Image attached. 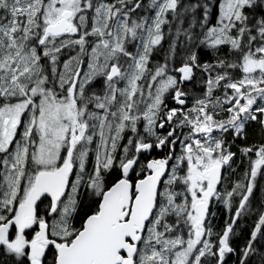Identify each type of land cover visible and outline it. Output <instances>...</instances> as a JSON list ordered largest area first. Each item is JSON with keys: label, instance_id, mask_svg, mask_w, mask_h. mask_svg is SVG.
Listing matches in <instances>:
<instances>
[{"label": "rangeland", "instance_id": "obj_1", "mask_svg": "<svg viewBox=\"0 0 264 264\" xmlns=\"http://www.w3.org/2000/svg\"><path fill=\"white\" fill-rule=\"evenodd\" d=\"M127 2L131 3L129 4L131 5L130 7L125 4ZM244 2V0H222L221 11L219 16L215 18V22L221 23L222 26L232 16H238L234 7ZM147 3L152 8L156 4L155 9L145 15L128 19L133 10L140 8L141 0H123L115 4L100 2L93 5L89 0H51L48 3L43 0H17V6L13 12L16 15H14L11 24L12 35L9 36V39L14 44L12 46H16L17 52L15 50L12 53L10 49H7L6 52L0 54V94L6 100L5 103L0 105V154L5 155L9 148L15 147L14 158L9 160L8 172L4 173L1 168L0 175H4L3 181H8L11 175L15 174L13 179L17 181V187L15 193L10 194L9 199L6 197L1 198L0 204L9 203L17 206L22 203L33 185L35 173L40 170L58 168L64 160L69 137L75 138L74 147L78 145V149L72 155V161L75 165L73 179L76 182L70 184L71 187L69 186L67 196L58 205V211L49 223L50 232L57 236L64 233L66 228H68L69 231L66 230L69 233L74 230V226H72L71 222L68 224V221L75 200L78 197L77 190L79 186L76 175L78 177L79 172H82L85 156L89 152L88 147L84 144L85 141L88 142L92 138V131L95 125L98 126L96 127L98 132L96 142L101 132H104V136L109 139L110 131H116L118 127L114 121L109 123L111 121L110 113H102L101 118L98 120H96L98 114L95 110L86 113L87 116L84 118L82 115L79 116L74 110L76 97L80 96L84 87L90 82L96 79H103L105 82V77L111 64L117 65L122 75L109 83L105 82L104 89L98 91L102 94L94 93L95 95L90 96L97 101L98 106H102V103L106 102L107 109L111 108V100H113L117 92L119 95H124L125 92L129 96H134L132 93L133 80L137 79L136 77L143 78L144 74L148 72L146 67L148 57L141 49L142 43L137 51L135 50V45L140 40L143 41L144 38H147L148 35L151 47L158 43L161 24L166 21L165 15L175 8L176 0H147ZM64 10L73 12V16L69 20L72 25V31L61 39L47 41L42 48V52L46 55L54 54L57 49L63 47H67L71 54L59 66H54L53 61H50V65H52L50 71L52 74L57 72L54 80L57 79L60 87L67 91L66 93L68 94L67 101H58L53 92L47 87L48 79L44 71H42L41 60L36 55V51L32 49L33 46L30 40L35 37L38 44L44 27L57 22ZM154 11L156 12L154 13ZM153 13L154 15L152 16ZM120 29L123 31L122 41L119 40ZM134 40L137 43H134ZM220 40V38H217L214 42L217 43ZM58 44L59 47L53 48V46ZM137 47L139 48V46ZM258 52L261 56H245L243 58L240 65L242 73L239 74V71H235V74L228 77L222 78L219 74L209 77L208 84L211 87L214 88L220 82H224L222 88L224 90L226 88L230 89L229 97L227 98L231 103L228 110L234 104H238L235 109V116H238V121L231 128L213 135L214 138L212 136L210 141L208 139L202 140L190 132L187 135L188 138L184 137L185 147L182 154L176 157L174 162L176 166L167 176L165 181V184L167 183L166 191L164 192V189L162 192L158 191V205L154 213V219L149 224L148 234L146 233L147 236L137 252V261L141 259V255H144L146 249L148 251V245L152 246V240L156 237L159 238V242L167 246L170 242L177 246L183 242V239L175 234L169 239H167V236L169 237L170 235L162 238L165 232L164 228L167 226L170 228L169 233L181 231L176 225L169 227L167 224L174 222L172 221V216L168 218L170 212L175 213L174 218L185 220L188 223L187 227L190 229L193 228L195 221L198 222L193 213V205L207 199L208 195H210L207 185H204L207 170L215 164L226 167L229 162L230 157L226 154L225 148H223L224 136L229 134V132L236 136L251 109L258 107L260 103L264 104V94L255 92L257 88L264 86V77L262 76L264 75V46ZM230 68L233 70L232 65ZM186 69L191 72L189 80L192 78V68L189 66L181 67L175 74H165L162 70L156 71L154 75L151 74L150 89H147L143 98L141 97L145 102L147 101L143 111L148 133H152L155 128L158 114L162 113L161 106L163 101L167 97L177 95L179 87L183 88V85L189 82L187 80L181 84V77ZM125 77L129 78V82L128 87L124 90L121 88V83ZM207 96L208 94L202 98L189 100L190 104L182 110L183 114L188 115V119L183 118L188 123V126L194 128L196 125L200 129L211 119L212 116L206 111L207 102L205 98ZM130 110H132V107L128 106L127 110L122 112V115L127 113V121L130 123L131 129H133L138 124L139 118L138 114L132 115ZM25 111L24 124L20 129V135L22 134L23 136L16 137L15 130L20 125V118ZM119 116V112L115 113V121H118ZM3 119H8L5 126L7 130L6 137L2 136L3 129H5L2 127ZM230 120L232 121L233 117ZM74 122L77 123L75 124ZM35 130L36 135L33 139H30L29 137ZM121 131L122 129H118L115 133L118 140L122 135ZM14 136L16 138L12 139ZM23 137L29 138L28 146L25 148L23 155L18 158L22 162L19 168H16L14 162H16V158L19 155L18 149L22 145V139L25 140ZM42 137L44 138L41 139ZM45 137L51 140L45 139ZM30 140H32V143L40 140L32 159L26 153L27 151L30 152L29 149H32ZM9 144L12 146L10 147ZM134 145L129 143L128 146L133 150L132 146ZM101 146L104 149L106 144L99 145L98 152L96 151L95 159L93 160L95 165L93 167L94 179L103 176L102 168L107 166L105 170L111 169L112 160L108 164L110 159L105 157ZM247 151L252 152L251 172L256 174L264 168V144L254 150L244 149L242 153L245 152L247 154ZM125 161L122 160L121 168L126 163ZM7 162L8 159L6 160L5 156L2 159L0 158L1 166L6 165ZM181 162L184 165L182 168ZM17 164L19 165L20 163L17 162ZM180 168L184 170L185 176H178L180 172L177 169L179 170ZM174 182H177L183 194L180 202L173 201L174 195L171 193L172 185L170 184ZM93 187H90L84 194L86 198L96 203L104 189V185ZM248 188H250V184H248ZM219 196L220 194L217 192L212 195V198L215 197L214 199L217 200ZM236 209L235 212L237 213L238 209L237 211ZM160 226L162 228L159 232ZM28 243L29 241H26L23 234L15 231L13 237L6 244V254L19 255ZM169 249L168 247L165 252L157 255V260L161 264H170V262L171 264H190L194 258L193 243L189 242L187 246H181V248L172 252ZM192 264H197V262Z\"/></svg>", "mask_w": 264, "mask_h": 264}, {"label": "trees", "instance_id": "obj_2", "mask_svg": "<svg viewBox=\"0 0 264 264\" xmlns=\"http://www.w3.org/2000/svg\"><path fill=\"white\" fill-rule=\"evenodd\" d=\"M43 1L48 3L51 0ZM89 1L93 5L100 2L104 4H115L123 0ZM244 1L245 2L241 5L238 4V6L234 7L238 16H232L228 19L226 24L221 26V23L215 22V18L219 16L221 11L222 0H176L175 8L165 15L166 21H164L160 27V40L155 46L151 47L149 35L138 43L134 40V43H137V45L134 44L136 46V51L140 49L142 43L141 49L148 57L146 62L147 71L152 75L159 70H162L165 74H175L176 71L183 66L192 68V78L183 85V89L189 96L190 101L202 98L204 95L208 94L205 98L207 102L206 111L212 116L211 119L215 124H226L228 122V106L231 102L227 97H229L230 89L226 88V90H224L222 88L224 82H220L214 88L211 87L208 84L209 77L214 74H219L222 78L228 77L229 75L235 74V71H239V74L242 73L240 65L243 58L245 56L256 57L260 55L258 51L264 46V31H262L264 29V0ZM125 4L129 5L131 3L127 2ZM155 5L154 8H152L147 3V0H141L140 8L133 10L128 16V19L142 16L153 11ZM16 6L17 0H0V54L6 52L7 49H10L12 53H14L15 50L17 52L16 46L13 47L12 45L14 44L9 39V36L12 35L11 24L14 15H16L13 14ZM130 6L131 5L128 7ZM156 11H154V13ZM119 33V40L122 41V29L119 30ZM149 33L151 34L150 31ZM217 38L221 40L216 43L214 40ZM35 40L36 38L32 37L30 43H32L31 45L33 48L35 47V50L40 51L38 58L41 60L42 71H44L48 79V89L53 92L58 101H67L68 94L60 87L57 79L54 80L57 72L52 74L50 71L52 67L50 61H53L54 66H59L65 62L71 55L68 48H59L54 54L46 55L42 52L44 45L37 47V40ZM137 46H139V48ZM55 47H59V44L53 46V48ZM231 65L233 70L230 68ZM262 76L264 77V75ZM91 96L89 94H80V96L76 97V104L74 106L75 113L83 117L84 113H90L92 110H95L98 114L96 120L101 118L102 113H110V120L118 125L116 131H110V138L115 140V144L118 145L121 152L119 153V157L122 158L124 149L129 145L128 140L131 129L129 126L130 123L127 121V113L122 115V112H125L124 110H127L128 106H131V114H138L140 111L139 104L141 97L137 95L129 96L125 92L124 95L116 94L113 100H111V108L107 109L106 102H103L102 106H98L97 101ZM5 102V98L0 94V105ZM174 106V103L168 102L167 98L164 100L161 108L162 119H164V114L167 110ZM117 112L120 113V116L118 121H115L114 116ZM263 118L264 104L260 103L258 107L251 109L238 136L231 139L232 143L229 151L232 153V159L223 177L224 182L221 184L222 195L217 202V210L220 208L221 204L224 206L226 198H229V200H226L228 201L227 204H232L233 207L229 212L226 208L223 209L221 214L222 217L231 220L234 215V210L236 208L239 210L236 214V221L233 224L229 238L231 253L225 256L222 264H239L249 243L250 246L244 257L245 259L242 260V264H264V168L256 174H253L251 172L252 152L247 151V154L242 155L238 148V146H245L248 150H254L256 147H260V145L264 144ZM96 127L98 126L95 125L92 131V138L84 143L85 146L88 147L89 152L87 156H85L82 172H79L78 177L76 175L79 186L77 190L78 197L75 200L68 221V224L70 222L72 223L74 230L69 233L68 228H66L68 231L65 229V232L60 236L51 233L52 238L56 242H66L72 239L73 236L80 231L84 219L95 212L98 202L93 203V200L86 198L84 192L89 190L90 187L94 186L93 188H95L96 185L98 187L104 185V188H106L114 182L119 174L121 176L122 160L113 159L112 156H109L107 159H110L108 164H110L112 160L111 169L105 170L107 166L102 168L101 172H103V176L100 178L95 176L96 179H94L93 167L95 165L93 164V160L95 159L96 151L98 152L100 145L99 140L96 142V137H98ZM118 129H122V135L119 140L115 135ZM99 137H102L101 133ZM226 139H228V137H226ZM107 146L108 153L111 155V151H113L116 146L114 144ZM14 148L15 147L9 148L5 155L0 154L1 159L3 156L6 157V160L8 159L6 165H0V169L2 168L4 173L8 172L9 160H13L14 158ZM77 149L78 145L74 147L73 154ZM178 151L179 150L175 149L176 156L179 154ZM23 153L24 151H19V155L16 158L17 160L14 162L16 168H19L21 165L22 161H20V159L18 160V158H20ZM17 162L20 164L18 165ZM139 172V174L142 173L141 170ZM13 175L15 174H12L8 181H3L4 175H0V199L3 197L9 199L10 194L13 192L15 193L17 181L13 179ZM142 176L143 174L139 177ZM73 182L76 181L73 179ZM248 184L251 185L250 188H248ZM170 185H172L171 193L174 195L173 201L180 202L183 198V194L177 182ZM166 188L167 183L164 184L161 192L163 189L165 192ZM248 189L249 194L245 196ZM244 196L246 197L245 202L240 206ZM15 208L16 204H0V224L13 216ZM48 209L49 204L37 205L36 210L38 219L23 232L27 242L34 236L38 222L46 219L44 215L47 213ZM170 216L174 218L175 213L170 212L168 218H170ZM175 222L178 221H174L173 223ZM161 228L160 226L159 232ZM168 232H164L162 238H165ZM13 235L14 231L12 230L9 240ZM161 252H165V248H163L162 242H159V238L156 237L152 240V246L148 251L146 249L144 253L146 256L143 254L141 255L142 257L139 260V264H161V262L157 260V255ZM10 259H14V261H10ZM54 261L55 251L52 247H48L42 264H54ZM0 264H27V244L19 255H7L5 244L0 251Z\"/></svg>", "mask_w": 264, "mask_h": 264}, {"label": "water", "instance_id": "obj_3", "mask_svg": "<svg viewBox=\"0 0 264 264\" xmlns=\"http://www.w3.org/2000/svg\"><path fill=\"white\" fill-rule=\"evenodd\" d=\"M71 10H65L61 18L44 28V34L60 36L70 32L72 27L69 19ZM119 69L111 66L107 75L112 79ZM189 76V70L183 74L182 80ZM264 92V88L257 90ZM183 94L175 96L174 100H181ZM176 106L183 107L181 100ZM73 146L67 150L62 164L55 170H41L34 179L33 186L27 193L23 203L17 205L13 217L0 224V251L9 238L14 227L22 232L28 228L36 216V205L43 194L50 196L52 204L49 214L57 210L60 201L68 190V176L73 171L71 163ZM167 159L149 160L146 164L147 174L136 181L134 196H131V183L126 179L129 172V163L123 166L121 179L112 184L102 195L98 204V212L87 216L81 230L70 243H58L48 237V224L38 225L34 239L28 246L29 264H41L45 255V246H52L56 252L55 264H133L132 256L136 252V245L141 239L145 224L150 220L156 206L158 188L167 172ZM207 177L212 187H217L221 177V167H213ZM208 204L200 202L194 205V212L200 218L206 217ZM229 229L225 232L226 239ZM222 240V242H223ZM126 254L124 260L121 253Z\"/></svg>", "mask_w": 264, "mask_h": 264}, {"label": "flooded vegetation", "instance_id": "obj_4", "mask_svg": "<svg viewBox=\"0 0 264 264\" xmlns=\"http://www.w3.org/2000/svg\"><path fill=\"white\" fill-rule=\"evenodd\" d=\"M66 35H69V34H64V35L56 36V37L55 36H51L49 34L45 35L44 34V29H43L42 32H41V39H40V42L38 43L37 47L42 46V45H46L47 41H50V40H53V39H57V40L61 39V38H63ZM27 44H29V43H27ZM32 49L35 50V47L32 48ZM35 51H36V55L40 54L39 50L38 51L35 50ZM112 65H115V64H111L110 66H112ZM119 70H120V68H119ZM120 71L112 79H108L107 75H106V77H105L106 81L105 82L109 83L110 81H112L115 78H117L120 75H122ZM136 78L137 79L133 80V86H132L133 92L132 93L134 95H137V96L143 98L145 96V94H146L147 89H150L151 74L149 72H146L144 74L143 78H138V77H136ZM105 82H104L103 79H96V80L90 82L89 84H87L84 87V89L82 90L81 94H89V95L102 94V93H99L98 91H101V90L104 89ZM128 82H129V78L125 77L122 80L121 88H123L125 90V88L128 87ZM181 84H183V80L181 81ZM119 93H121V92H119ZM116 94H118V92ZM179 94H183V97H181L180 99L184 102V106L185 107L188 106L189 105L188 95L186 94V92L184 91V89L182 87L181 88L179 87V89H178V95ZM142 98L140 99V104H139V109H140L139 113L140 114L138 113V118H139L138 119V124L135 125V128L130 129V134H129V140H128L129 143H133V145L136 143L134 146H132L133 150L131 148H129V146H127L124 149V153H123L122 158H120L119 157V153H121L120 149H119L118 145L115 144L116 142H115V140L113 138H109L108 139L107 136L106 137L104 136V132H101V136L102 137L98 138L100 145L106 144V146H107V145H110V144H114L116 146L114 148V150L111 151V155L108 153L109 151H107L108 149L106 147L103 149L102 146H101V148L103 150L102 152H103V154L105 155L106 158H108L109 156H112L113 159L126 160L125 164L129 163V172H128V175L126 176V179L128 181H130V183H131V196H132V198L134 196V185H135L136 181L141 179V178H143L147 174L146 164H147V162L149 160L167 159L168 157H170V160L168 161L167 172L164 175L163 179L161 180V183H160L159 188H158V191L159 190L161 191L162 187L165 184L167 176L173 170V168L176 166L175 163H174L175 159L177 157L175 155V149L179 150L178 151L179 152L178 156H179L180 154H182V151H183V149L185 147L184 137L188 138L187 135L192 133L195 136H198L199 138H201L202 140L208 139V141H210L211 140L210 138H212L213 135L218 134V133H220L223 130H226L228 128H231L238 121V116H235V109L237 108L238 104H234L233 107L229 110V119H228V122L226 124H222V123L215 124V122L212 119H210L208 121V123L205 124L204 127L200 128V129L196 125H195L194 128H192L191 126H188V123L185 120L181 119L180 116L177 117L175 122L169 124L168 122L163 121V119L161 117L162 113H160V114H158V119L156 121V125H155L154 130L152 131V133H148V130L146 128L147 125H146V121H145V117H144V111H143V109L146 106L147 101L145 102L144 99H142ZM173 98H174V96L167 97V101L168 102H172L174 104H175L176 101L177 102L181 101V100H174ZM141 101H142V104H141ZM163 103H164V101H163ZM28 107H29V105H28ZM161 108H162V106H161ZM134 115H136V114H134ZM25 116H26V111L21 116L20 125L18 126L17 130H15L16 131L15 132L16 133L15 134L16 137L23 136L22 134L20 135V129H21V126L24 124L23 122H24ZM86 116H87L86 113H84L83 118L86 117ZM232 117H233V120L231 121L230 118H232ZM73 118H74V115H73ZM7 121H8V119H3V121H2V127L5 128V129H3V135L2 136H5L6 133H7V130H6V127H5L7 125ZM110 122H112V121H109V123ZM176 125H178V126H176ZM215 125H217V126H215ZM37 133H38V131H37ZM238 134H236V136H233L232 132H229V134H227V135L224 134L225 136H224V142H223L224 147L223 148H225L226 154H228V156L230 157L229 158V162L227 163V166L225 167V166L220 165V164H215V165L211 166L207 170V172L205 174V178H204L205 183H204V185L205 184L207 185V188L209 189V193H210L211 196L208 195L207 199H204V200L199 201L197 203L206 202L208 204V210H207L206 217L204 219H200L195 214L194 205L197 204V203H195L193 205V213L196 216L198 222L195 221L193 223L194 225H193L192 229L188 228L187 227L188 223H186L185 220L184 221L181 220V218H173L172 221H178V222L167 223L169 225V227L171 225L172 226L176 225L177 228L181 230L180 232L173 233V231H172L171 233H169L168 231H170V228H168V226L164 228L165 232H168L166 234V236L170 235L169 237L167 236V239H169L170 237H173L172 235L175 234L177 236H180L183 239V242L179 246L173 244L172 242L168 243V246L162 244L163 247L166 248V249L169 247L170 248L169 251L172 252L174 250H177V249L181 248V246H185V245L187 246L189 244V242L193 243V249L192 250H194V258L192 259V261L193 262H197V264H222L223 259L225 258V256L227 254L231 253L229 238H230V234H231V230H232L233 224L236 221V216L235 215L237 213L234 210V215H233V218L231 220L229 218L222 217L221 214H222L223 209L226 208L227 211L229 212L232 209L233 205L232 204H227L228 201H226V200H229V198H226V200L224 201V206L221 204L220 208L217 210V206H218L217 202L221 198V195H222L221 184H223V182H224V178L223 177L226 174V169L229 166L228 164L230 163V161L232 159L231 158L232 157V153H230V151H229V149L231 147V143H232L231 139H233L234 137H237ZM35 135H36V130L29 138L33 139V137ZM15 136L12 139L16 138ZM226 137H228V139H226ZM23 138H25V137H23ZM29 138H25V140L22 139V142H21L22 145H21L19 151H24L25 150V148L28 146V139ZM43 138L44 137H42L41 139H43ZM135 138H137V139L135 140ZM213 138H214V136H213ZM45 139L51 140L50 138H46V137H45ZM40 140L37 141V142L33 141V143H32V140L29 141L32 149H29L30 152L27 151L26 153H27V156L30 157L31 159H32V156L35 154L36 147L38 145V142H40ZM75 142H76L75 138H71V136H70L69 137V142H68V148L72 145L73 146V150H74ZM9 145H8V147H9ZM11 146L12 145H10V147ZM21 148H22V150H21ZM238 148L240 149L241 154L245 155V152H243L244 153L243 154L242 150H244V149L246 150V147L245 146H238ZM66 152H67V150H66ZM74 166L75 165L73 163V167ZM217 166L221 167V177H220V181L218 183V186L217 187H212L211 184H210V180L207 177V174H208V172H209V170L211 168L217 167ZM182 167H184V165L181 162V168ZM181 168L179 170L177 169V171L180 172L178 174V176H185V172ZM45 170H50V169H45ZM53 170H55V169H53ZM53 170H51V171H53ZM140 170L142 172L141 174H143L142 177H139L141 175V174H139ZM73 171H74V168H73ZM73 171H72L71 175L68 178L69 186H70V184H73V178H74ZM38 172L39 171H37L35 173V176H36V174ZM35 176L33 178V183H34ZM122 177H124V175H123V166L121 168V176L119 174L118 177L114 180V182H112V184H114L117 180L121 179ZM112 184H110V186ZM250 184H251V182H250ZM69 186H68V190H69ZM110 186H108V187H106V188H104L102 190V192H101V194L99 196L98 203L96 205V210L92 214L98 212V204H99V202L101 200V197H102L103 193ZM217 192H219L220 196H219V199L215 200L214 199L215 197L212 198V195L216 194ZM67 194H68V192L66 193V195L60 201L57 202V204H61V202L67 196ZM38 204H49V209L47 210V213L44 215V217H46V219H43L42 221H45V222L48 223V237L52 238V236L50 234L51 233L50 232L51 229H50L49 223L51 221V218H53L56 215V213H54L53 215L49 214V210H50V206L52 204V200H51L49 195L43 194L41 196V198L38 200L37 205ZM241 204H244V201H241ZM37 205H36V207H37ZM157 205H158V193H157L155 210H156ZM57 207H58V205H57ZM155 210H154L150 220L145 224V228H144V230H143V232L141 234V239L136 245V252L132 256L133 264H138L139 263V261H137V259H138V257H137L138 253L137 252L141 248V245L144 242L145 237L148 234L147 233V229H148L149 224L154 219ZM236 211H237V209H236ZM215 213H216V215H215ZM37 219H38V216H37V210H36L35 220H37ZM42 221H40V222H42ZM82 225H83V223H82ZM228 229H229V232L227 234V237H226L225 240H223L222 238H223L225 232ZM12 230L14 232L15 231L18 232L19 234H23V232H24V231H22V232L17 231L14 227L11 229V231ZM34 237H35V234L32 237V239H30L29 243L34 239ZM171 239H173V238H171ZM222 240H223V242H222ZM69 241H66V242H69ZM48 247H52V246H45V255H46V250H47ZM150 247L151 246L148 245V248H150ZM246 253L243 255V257H242L243 259L246 256ZM7 255H13V254H7ZM45 255L40 260L41 264H42L43 259L45 258ZM144 256H146V255H144ZM126 257H127L126 254L124 252H122L121 253V259L124 260ZM12 258H14V257H12ZM55 259H56V252H55ZM11 260L14 261V259H10V261ZM242 260H241V262L239 264H242ZM192 261H191L190 264L193 263ZM29 263H30V258H29L28 249H27V264H29ZM54 264H55V261H54ZM120 264H122V262ZM170 264H171V262H170Z\"/></svg>", "mask_w": 264, "mask_h": 264}, {"label": "built area", "instance_id": "obj_5", "mask_svg": "<svg viewBox=\"0 0 264 264\" xmlns=\"http://www.w3.org/2000/svg\"><path fill=\"white\" fill-rule=\"evenodd\" d=\"M175 116V111L172 110L169 112V114L167 115V119L170 120L171 118H173Z\"/></svg>", "mask_w": 264, "mask_h": 264}, {"label": "bare ground", "instance_id": "obj_6", "mask_svg": "<svg viewBox=\"0 0 264 264\" xmlns=\"http://www.w3.org/2000/svg\"><path fill=\"white\" fill-rule=\"evenodd\" d=\"M243 259V258H242ZM245 259V258H244ZM240 263V262H239Z\"/></svg>", "mask_w": 264, "mask_h": 264}]
</instances>
